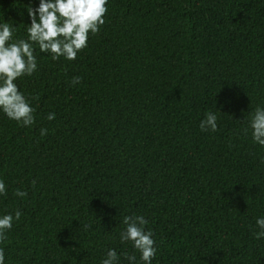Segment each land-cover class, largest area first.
Listing matches in <instances>:
<instances>
[{
    "label": "trees",
    "instance_id": "16d2710c",
    "mask_svg": "<svg viewBox=\"0 0 264 264\" xmlns=\"http://www.w3.org/2000/svg\"><path fill=\"white\" fill-rule=\"evenodd\" d=\"M38 4L0 0L14 40ZM106 7L75 61L35 47L37 71L15 81L32 126L0 111V217L22 213L0 243L5 264H101L109 249L144 264L120 240L133 215L153 233L151 264H264V147L250 128L264 108V0ZM209 112L216 132L200 129Z\"/></svg>",
    "mask_w": 264,
    "mask_h": 264
},
{
    "label": "clouds",
    "instance_id": "9594fccd",
    "mask_svg": "<svg viewBox=\"0 0 264 264\" xmlns=\"http://www.w3.org/2000/svg\"><path fill=\"white\" fill-rule=\"evenodd\" d=\"M108 0H39L38 7L27 9L30 25L27 27V39L14 40V27L5 22L0 24V111L9 119L30 127L35 122V109L30 98L21 92L15 83L19 78L32 76L38 69L35 47L40 53L51 55L56 61L61 57L75 61L79 52L88 46L89 34L98 35L105 24ZM81 82L80 77H74L72 84ZM38 100L39 97H31ZM48 120L55 119L50 113ZM217 115L209 112L201 121V131L216 132L218 128ZM250 128L253 143L264 147V108L257 107L251 115ZM41 136L47 135V129L40 130ZM35 184V181H33ZM6 185L0 180V195H6ZM18 197L27 196V192L17 190ZM21 211L0 217V243L7 239V232L12 229L13 222L19 221ZM126 226L120 233L121 243L131 242L134 249L141 254L144 264H151L157 254L153 233L145 231L147 220L141 215L125 216ZM260 229L255 234L256 239L264 238V217L257 219ZM91 225H85L90 228ZM129 264H135L136 256L123 254ZM120 257L115 249H109L101 264H119ZM0 264H5L4 250L0 249Z\"/></svg>",
    "mask_w": 264,
    "mask_h": 264
}]
</instances>
